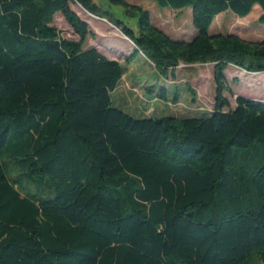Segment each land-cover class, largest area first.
I'll return each mask as SVG.
<instances>
[{"label": "trees", "instance_id": "16d2710c", "mask_svg": "<svg viewBox=\"0 0 264 264\" xmlns=\"http://www.w3.org/2000/svg\"><path fill=\"white\" fill-rule=\"evenodd\" d=\"M110 1L138 13L136 30L92 0H0V264H264V103L224 97L227 66L264 73V40L209 33L217 16L245 18L264 0H144L190 9L188 41ZM74 4L132 42L123 63L84 48L94 35ZM58 13L77 41L53 25ZM135 55L165 82L212 64L213 110L114 107ZM155 98L179 102L165 87Z\"/></svg>", "mask_w": 264, "mask_h": 264}, {"label": "rangeland", "instance_id": "374dc122", "mask_svg": "<svg viewBox=\"0 0 264 264\" xmlns=\"http://www.w3.org/2000/svg\"><path fill=\"white\" fill-rule=\"evenodd\" d=\"M123 1L129 6L148 11L151 23L174 40L188 41L196 33L192 26L190 9L172 11L160 9L155 3L144 0ZM92 2L102 11L109 13L112 18L136 30L137 12H132L129 8L112 3L110 0H92ZM71 9L88 25L94 35L93 38L87 39L84 48L94 47L107 58L120 63L132 54L134 48L132 42L110 22L89 15L77 4L71 5ZM263 16L264 11L259 6H255L245 18H238L226 12L214 19L209 33L233 34L247 42H261L264 40V23L261 22ZM53 25L64 38L78 40L77 35L59 13L56 14ZM124 68L125 74L119 86L111 93V100L114 107L134 117L195 116L211 112L214 108L215 85L212 64L181 65L177 69L176 79L174 81L168 79L166 82L156 78L153 70L140 55H135L129 64L124 65ZM225 77L233 96L224 93V97L231 108L235 107L236 96L264 103V73H248L234 66H227ZM186 85L194 90L195 96L190 94ZM147 87L151 89L147 91ZM161 87L167 89L168 99H171L176 90L179 94V102L174 105L156 99V92Z\"/></svg>", "mask_w": 264, "mask_h": 264}]
</instances>
